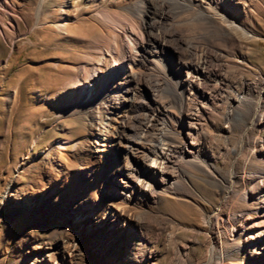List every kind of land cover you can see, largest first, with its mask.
Instances as JSON below:
<instances>
[{"label": "rangeland", "instance_id": "374dc122", "mask_svg": "<svg viewBox=\"0 0 264 264\" xmlns=\"http://www.w3.org/2000/svg\"><path fill=\"white\" fill-rule=\"evenodd\" d=\"M202 1L211 24L187 0H0V264H44L48 255L56 264H204L212 246L245 247L264 231L257 201L245 203L247 178L235 184L244 198L236 207L213 184L236 151L238 174L245 163L247 174L264 171V123L239 145L243 124L227 116L233 98L264 82V0ZM180 59L204 70L199 92L173 85L169 66ZM124 72L136 78L123 85L135 92L130 130L154 144L192 141L199 162L216 168L211 179L186 166L195 190L187 202L166 184L126 192L124 148L96 144L93 118ZM95 92L102 102L90 110ZM218 206L229 221L204 224ZM251 250L221 264H264Z\"/></svg>", "mask_w": 264, "mask_h": 264}, {"label": "bare ground", "instance_id": "6f19581e", "mask_svg": "<svg viewBox=\"0 0 264 264\" xmlns=\"http://www.w3.org/2000/svg\"><path fill=\"white\" fill-rule=\"evenodd\" d=\"M187 1H188L187 4H192L191 6L192 15H196L197 18L204 20L207 24L213 23V16H212L213 14L211 15L206 10V8L203 5L202 0H187ZM210 9L213 10L215 8L210 7ZM214 15L217 16V13H214ZM220 17H221L222 23L226 25L228 28L237 27L236 22L228 15L222 14L220 15ZM152 55H156V54H152ZM153 57H156V56H153ZM169 67H170L169 69L170 75L171 76L173 75L175 77L173 78L175 80L172 81L173 83L175 82L173 85H176L180 90H182L183 87L185 86H188L190 88H196L197 92H199L197 88L201 86L198 85L199 81L197 82L195 79L196 77L198 78V76H202L204 70H202L197 65H193L192 63L183 62L181 61V59L180 61L178 60L176 63L171 64ZM182 71H186L187 74L191 73L192 75L190 77L189 75H187V77L184 78L181 76ZM123 75H124L123 77L124 80L118 82L117 83L118 85L115 86L116 90H115L114 96L104 101V107L106 111L97 112V115L94 116L93 118L94 122L95 120L97 121V126L96 127L94 126V131L92 134L94 139L96 140L97 146H104V147L109 146L114 149L124 148L123 154L125 156L124 158L127 164L125 175L128 178V182L125 184V186H123V188L126 190V192H130L131 194L145 195L147 191H150V190L153 191V189L158 187L160 184H166L164 186L165 193L171 195L176 200L187 202L189 197L195 196V192H194L195 190L192 189L193 187H191V182L189 178L187 177L186 171L188 170L186 169L187 168L186 166H192L193 168L200 169L203 174H205L206 176L210 178L215 176L213 175V172L216 171V168L212 166L211 164H207V163L201 164L199 162L200 161L199 155L193 149L192 146L194 145V143L192 141L183 142L179 145L167 144V142L163 144L164 141L162 143L158 142L154 144L151 142H145L139 134H138L139 136L135 134V130L134 131H132V129L130 130L131 127L129 128L128 126L129 124L127 123V120H129L127 119V117L129 116L128 108H129V105L131 104V101L133 100V99L132 100L130 99L132 95L134 96L135 92L129 91V89H127L128 87L126 88L123 85L125 84V82L127 81L130 82L136 78L127 72H124ZM139 78L140 77L138 76V79ZM167 80H168V77H167ZM169 83H166V84H169ZM91 85H92L91 87H93L94 83H91ZM247 88L252 93L249 95L248 93L238 94L237 97L232 99L229 110L227 111V116L230 122L232 120L231 117L235 116L236 118L235 121L241 120L243 124L240 128L241 137H240L239 145H242L241 142H243L244 139L248 137V132L250 129L252 128L259 129L264 123V82L262 81L259 84L254 82L248 85ZM88 92L91 93L90 90L86 89V91L84 92L85 93L84 95L86 96ZM91 96H92V99H90V101L88 102V108H90V110L99 101H101V97L96 92L92 94ZM131 109L132 107L130 108V110ZM107 128H110L112 131L108 130ZM239 156L240 155H238L236 151V157L226 175V178L221 179V180H216L217 178L216 179L214 178L215 180L213 179L214 181L213 184L218 183L217 185H219V181H220L222 201L229 199L230 200L229 202H231V205L233 207H236L238 202L239 201L242 202L244 198H243V193L242 194L237 193L234 190L235 184L239 183L240 181H243L244 178H247V180L253 186L245 193L247 195V199L245 203L250 204L251 203L250 201H253V200L257 201L258 208H256L255 211L258 214V219L260 220L257 226L260 227L262 224H264L263 223L264 222V206L261 205L258 201L262 199L264 195V186H263L264 171L260 169L254 173L247 174L245 170L247 163H245L243 172L242 174L239 173L240 174L239 175L236 172V168H235V165H236V162ZM240 158H242V156H240ZM172 165H175L176 168L179 169V173H177L176 171L170 172L168 170L169 166H172ZM255 190H257V192H255ZM249 194H252L253 197L250 198ZM16 211L19 212L20 210H16ZM228 221H229V217L223 216L219 213V206L214 208L213 211L208 212V213L206 212V214H203L204 224H207L210 227H212L213 225L216 227H219L224 222H228ZM234 231L235 229L232 228L229 234L230 240H232L234 237ZM256 233L257 234L254 235L255 239L252 242L247 243L245 247L240 246V245L235 247L234 245L231 248L229 247V249L227 250H224L223 248L217 250L214 246H212L207 253L204 264H221L223 260L229 257L239 255V254L245 255L249 251L250 248H252V250L250 251L251 253L250 255L252 256L251 260H253V262H256V263L261 262L262 260H264V231L260 230L259 232H256ZM250 238L253 239V237H250ZM136 259L137 258L135 254L131 253L130 251H127L125 254L124 263H132V260H136ZM43 261H44V264H56L54 263V261L51 259L49 255L45 256ZM119 264H123V263L119 262Z\"/></svg>", "mask_w": 264, "mask_h": 264}]
</instances>
